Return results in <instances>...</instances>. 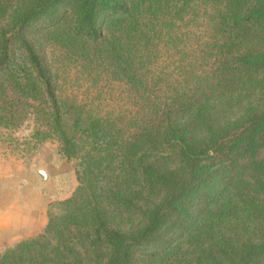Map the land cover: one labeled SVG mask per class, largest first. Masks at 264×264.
<instances>
[{"label": "trees", "instance_id": "trees-1", "mask_svg": "<svg viewBox=\"0 0 264 264\" xmlns=\"http://www.w3.org/2000/svg\"><path fill=\"white\" fill-rule=\"evenodd\" d=\"M64 1L0 0V117L47 104L77 181L0 264H264V0H68L129 86L115 113L61 107L26 33Z\"/></svg>", "mask_w": 264, "mask_h": 264}, {"label": "rangeland", "instance_id": "rangeland-1", "mask_svg": "<svg viewBox=\"0 0 264 264\" xmlns=\"http://www.w3.org/2000/svg\"><path fill=\"white\" fill-rule=\"evenodd\" d=\"M71 4L68 0L59 3L45 15L32 19L26 29L27 35L41 44L52 65L60 106L65 108L73 103L94 113H115L130 109L131 104L127 98L129 86L122 80L121 72L110 66L103 68L99 65L100 59L95 57L97 53L94 49L90 47L85 52L76 41L70 40L67 28L71 24V17L64 16V13L72 8ZM62 17L63 21L58 23ZM180 31L184 30L181 28ZM21 68L23 72L29 73L24 65ZM32 91L41 95L39 87ZM33 99L29 96L28 106L18 110L13 118L0 117V206L15 204L17 200L26 201L29 198L26 192L15 194V189L19 191V187L25 186L26 181L32 182L35 175L34 183L44 192L45 225L48 208L56 213L55 204L72 194L77 181L74 162L64 159L58 152L51 118L44 112L47 104H38L39 101ZM64 118L67 123L72 121L70 115ZM37 169H46L44 171L47 176L58 173L59 177L56 176L47 184H40V181H44V172L36 175L34 173ZM72 180H75V187L69 191Z\"/></svg>", "mask_w": 264, "mask_h": 264}, {"label": "crops", "instance_id": "crops-1", "mask_svg": "<svg viewBox=\"0 0 264 264\" xmlns=\"http://www.w3.org/2000/svg\"><path fill=\"white\" fill-rule=\"evenodd\" d=\"M46 169H37L34 174L39 175ZM42 174L44 181L40 184L52 182L57 175ZM59 177V176H57ZM35 179V175L33 177ZM33 181H26L25 186H20L19 191L15 189V194L26 192V201L17 200L15 204L0 206V249L13 242L39 233L45 223L46 203L43 201L44 192L40 190ZM70 190L75 187V180L70 181ZM23 199V198H22Z\"/></svg>", "mask_w": 264, "mask_h": 264}]
</instances>
